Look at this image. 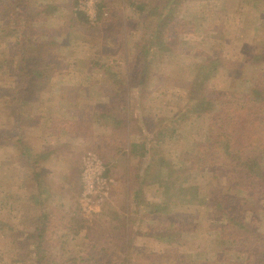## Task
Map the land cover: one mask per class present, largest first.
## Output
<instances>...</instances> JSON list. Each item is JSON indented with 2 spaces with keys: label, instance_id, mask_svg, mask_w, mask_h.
<instances>
[{
  "label": "rangeland",
  "instance_id": "374dc122",
  "mask_svg": "<svg viewBox=\"0 0 264 264\" xmlns=\"http://www.w3.org/2000/svg\"><path fill=\"white\" fill-rule=\"evenodd\" d=\"M77 1L21 2L40 13L20 49L41 46L51 67L17 110L22 28L0 0V264H264V0H101L93 24ZM58 78L91 82L84 97L117 96L100 107L95 150L69 148L80 195L75 179L46 181L43 161L21 153H32L27 118L39 119V94ZM112 123L122 129L104 133ZM128 139L143 145L136 156ZM87 153L110 181L89 205Z\"/></svg>",
  "mask_w": 264,
  "mask_h": 264
},
{
  "label": "crops",
  "instance_id": "0c3cea01",
  "mask_svg": "<svg viewBox=\"0 0 264 264\" xmlns=\"http://www.w3.org/2000/svg\"><path fill=\"white\" fill-rule=\"evenodd\" d=\"M53 82H55V84L52 86L53 88L51 89L50 93L39 94V119H35V122H33V118L31 119L30 116L27 118L30 124L24 129V137L27 145L29 144L28 146L31 147L32 153H29V151L28 153H23L21 150L20 151L21 153L25 154L26 160L32 161L34 157H38L43 161V163H39V170L41 172L39 174H41L40 176H42L46 181L51 179L49 177H52V180H54V176H57L61 179L59 175L61 174L63 181L75 179L80 185L78 172H75L76 170L70 165L73 163L69 160V157L72 153L69 148L74 146L79 151H81L83 148L95 150L94 148L97 147L98 142V136L96 133L98 129L95 128H97L101 122V119L98 117V115L101 113H99V111H101L100 107L108 106V108H110V106L107 105L108 102L115 100L114 97L117 96L109 97L99 90L98 92L100 94L85 95L84 97V95L80 94L81 85H91V82L86 83V80H70V78L63 80L58 78L56 80H52V83ZM106 82L109 81H97V83H95L97 89L98 86H101L102 83L106 84ZM52 83L50 84L52 85ZM121 83L123 86L128 87V79H122ZM131 97H133L135 100H138V89L134 95H131ZM112 124L114 125L110 124L111 127L109 128L104 126V133H107L108 129L109 133H113L114 130H116L115 133L118 134L117 131L122 129V127L117 126L115 123ZM15 129L16 128H14V131ZM127 142L128 146L126 148V153L128 154V148L130 144L129 139ZM131 142L136 143V141ZM119 143H121V146H123L122 142ZM17 152L18 151L14 149L13 154L15 157L10 156V158L17 161L19 158L16 157L19 153ZM21 153H19V155H21ZM10 166H15V163L14 165L11 163ZM13 176V173H10L9 181L13 178ZM63 186L64 184L60 185V187L57 185L55 188L58 187L60 190H62L64 188ZM65 189H67V187H65ZM80 191L81 185L79 186V195ZM65 193L67 195L65 202L67 203L73 198H71L67 192ZM54 196L55 197L53 198L58 199L57 194H54ZM54 204L55 203L52 205ZM71 217L77 219V215H75L73 212Z\"/></svg>",
  "mask_w": 264,
  "mask_h": 264
},
{
  "label": "trees",
  "instance_id": "16d2710c",
  "mask_svg": "<svg viewBox=\"0 0 264 264\" xmlns=\"http://www.w3.org/2000/svg\"><path fill=\"white\" fill-rule=\"evenodd\" d=\"M1 1H3L4 3L6 2L2 6L3 10L5 11V15L18 17V25L16 23V26L20 25L22 28L21 29L22 32L19 34L18 41L14 42V45L19 46L21 45L20 43L24 41V37H26L27 32H29L30 30L29 27H27V22L33 19H36L37 15L40 12H38V10L34 8V6L30 7L31 8L30 11L28 10V12H24L23 7L21 6V2L24 0H1ZM181 1L182 0H176L172 2L171 0H165V2L163 3L165 4L164 7L166 8L167 6L172 5V4L174 5L179 4ZM137 10L142 11V8L137 7ZM16 11H18V14H16ZM19 14L22 15L21 20L23 21V24H20L19 19L21 17H19ZM98 19H99V16H98ZM33 50H35V53H31L30 51H27V52L22 51L20 49V46L17 48L16 54L20 56L18 78L12 90V93L16 95L14 97H18L17 100L19 103L15 105L17 110H19L17 106H19L20 103L27 101V99L32 95L33 91L37 89V87L39 86V83L42 82L43 79L47 78L49 74L48 68L51 67L46 59L47 55L46 53L43 52V49L41 48V46L35 45V48ZM139 53L145 54V48L143 46L139 47ZM259 59L264 60V55H262ZM144 80L145 78L143 79V81L133 82V80L128 79V87L130 88L132 86L141 85L144 82ZM10 100L13 101L12 96H10ZM249 103H252V102H249ZM25 122L26 120L24 118V115L19 113L16 115L14 126L16 129L22 128ZM139 147L143 149V145L139 146L138 143H134L133 145L130 144L127 155L136 156L137 155L136 151H137V148ZM204 147H206V149L213 148V146H204ZM27 151H29V148H24L22 150L23 153L24 152L26 153ZM142 155L144 156V154ZM42 233H45V227L40 228V230L36 233L37 238L42 239L43 238ZM37 248L40 250L41 247H37Z\"/></svg>",
  "mask_w": 264,
  "mask_h": 264
},
{
  "label": "built area",
  "instance_id": "2783aa9c",
  "mask_svg": "<svg viewBox=\"0 0 264 264\" xmlns=\"http://www.w3.org/2000/svg\"><path fill=\"white\" fill-rule=\"evenodd\" d=\"M79 12H84L91 22L94 23L97 16V7L101 0H78ZM81 184L82 199L84 204L89 205L91 202L101 203L108 197L110 181L104 178V165L100 158L93 154L87 153L82 160ZM112 183V182H111ZM86 212L85 209H83Z\"/></svg>",
  "mask_w": 264,
  "mask_h": 264
}]
</instances>
